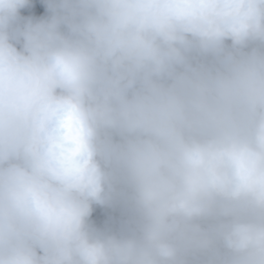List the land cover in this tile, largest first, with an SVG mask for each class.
I'll return each instance as SVG.
<instances>
[{"label": "clouds", "instance_id": "1", "mask_svg": "<svg viewBox=\"0 0 264 264\" xmlns=\"http://www.w3.org/2000/svg\"><path fill=\"white\" fill-rule=\"evenodd\" d=\"M42 3L0 0V264H264V0Z\"/></svg>", "mask_w": 264, "mask_h": 264}, {"label": "trees", "instance_id": "2", "mask_svg": "<svg viewBox=\"0 0 264 264\" xmlns=\"http://www.w3.org/2000/svg\"><path fill=\"white\" fill-rule=\"evenodd\" d=\"M33 5L34 6L31 8L21 9V16L40 18L46 15V9L42 0H33ZM114 215L117 214L113 213L111 210L96 208L92 219L95 221L97 226L103 227L105 223L109 221V217Z\"/></svg>", "mask_w": 264, "mask_h": 264}]
</instances>
